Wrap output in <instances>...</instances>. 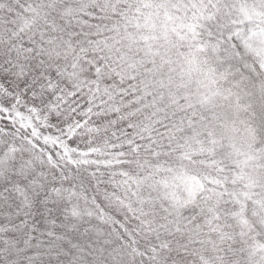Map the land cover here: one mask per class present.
I'll use <instances>...</instances> for the list:
<instances>
[{
  "label": "snow or ice",
  "instance_id": "obj_1",
  "mask_svg": "<svg viewBox=\"0 0 264 264\" xmlns=\"http://www.w3.org/2000/svg\"><path fill=\"white\" fill-rule=\"evenodd\" d=\"M0 264H264V0H0Z\"/></svg>",
  "mask_w": 264,
  "mask_h": 264
}]
</instances>
